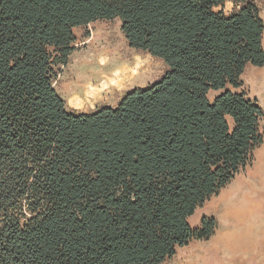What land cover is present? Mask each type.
I'll list each match as a JSON object with an SVG mask.
<instances>
[{"label":"trees","instance_id":"16d2710c","mask_svg":"<svg viewBox=\"0 0 264 264\" xmlns=\"http://www.w3.org/2000/svg\"><path fill=\"white\" fill-rule=\"evenodd\" d=\"M114 19L165 72L68 109L54 83L75 28ZM263 37L256 0H0V264H162L208 240L216 220L190 218L263 142L240 91Z\"/></svg>","mask_w":264,"mask_h":264},{"label":"rangeland","instance_id":"374dc122","mask_svg":"<svg viewBox=\"0 0 264 264\" xmlns=\"http://www.w3.org/2000/svg\"><path fill=\"white\" fill-rule=\"evenodd\" d=\"M256 1L264 21V0ZM233 7L229 1L217 10L229 13ZM74 32L75 50L68 64L60 67L54 83L68 109L88 113L103 106L114 107L127 92L157 81L167 68L161 59L129 45L119 19L95 21L75 28ZM125 67L133 71L131 77L123 79L124 75H120L118 79L116 73ZM242 81L240 91L256 100L264 112V65H249ZM95 90L103 94L99 100L93 98L84 104L73 100L78 94L84 99L92 97L86 91ZM217 94L210 92V98ZM260 130L263 142L254 151L253 162L189 220L191 227L196 228L204 216L214 218L217 222L214 234L208 240L190 241L162 264H264V171L259 169L264 166V115Z\"/></svg>","mask_w":264,"mask_h":264},{"label":"bare ground","instance_id":"6f19581e","mask_svg":"<svg viewBox=\"0 0 264 264\" xmlns=\"http://www.w3.org/2000/svg\"><path fill=\"white\" fill-rule=\"evenodd\" d=\"M135 69V68H134ZM122 70V72L120 71V73L118 74V73H116V76L118 77V76H120V75H124V77H123V79H125V78H128V77H131V74L133 73V71L131 70V69H127L126 67L125 68H123V69H121ZM114 75V74H113ZM112 75V76H113ZM135 76V75H134ZM107 78H109V77H107ZM120 77H118V79H119ZM133 78V77H132ZM122 79V80H123ZM132 80V79H131ZM119 83H120V81H119ZM107 84V83H106ZM96 86V85H95ZM94 86V87H95ZM93 87V86H92ZM87 94H91L92 95V97H90V96H88L86 99H84L83 97H81V96H79V94L77 95V97L75 98V99H73V100H76V102H82L83 104H84V102H86L87 100H89V101H91V99H93V98H96L95 96H96V94L93 92V93H89V91L88 92H86ZM85 93V94H86ZM99 95H100V92H99ZM92 102V101H91ZM87 103V102H86ZM83 107V106H82ZM261 168V170L263 169V171H264V166L263 167H259V169Z\"/></svg>","mask_w":264,"mask_h":264},{"label":"crops","instance_id":"0c3cea01","mask_svg":"<svg viewBox=\"0 0 264 264\" xmlns=\"http://www.w3.org/2000/svg\"><path fill=\"white\" fill-rule=\"evenodd\" d=\"M109 86H110V90L112 91V86H111V84H110V83H109ZM86 92H87V91H86ZM99 92H100V95H99ZM94 93L96 94V96H95V97H96V98H95L96 100H97V99L99 100L101 97H103V94H102V92H101V91H99V90H95V92H94ZM85 95H86V94H85ZM123 96H124V95H123ZM123 96H122V97H123ZM122 97H121V98H122ZM121 98H120L118 101H120V100H121ZM102 100H103V99H102ZM118 103H119V102H118ZM190 220H191V218H190Z\"/></svg>","mask_w":264,"mask_h":264}]
</instances>
